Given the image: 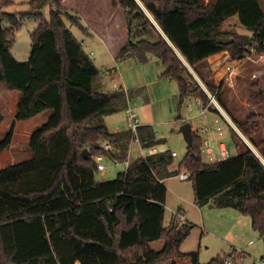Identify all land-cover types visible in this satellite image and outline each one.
Returning a JSON list of instances; mask_svg holds the SVG:
<instances>
[{
  "label": "trees",
  "instance_id": "1",
  "mask_svg": "<svg viewBox=\"0 0 264 264\" xmlns=\"http://www.w3.org/2000/svg\"><path fill=\"white\" fill-rule=\"evenodd\" d=\"M37 2L39 9L45 2L54 8L50 20L40 11L30 14L41 20L31 33L27 61H18L11 52L20 21L3 12L0 2V95L18 91L19 121L51 111L30 136L33 156L0 169V264H178L177 259L185 256L199 264L197 252L181 250L194 224L183 221L179 210L164 225L166 180L183 170L193 183L198 206L212 201L249 214L254 229L264 237V137L260 135L264 114L234 120L257 152L231 128L236 155L205 163L204 141L193 131V149L176 169L173 152L166 150L138 158L112 180H98L96 155L112 154L120 161L128 156L131 131L111 132L105 121L108 114L126 110L127 93L100 91L99 68L63 19L66 15L87 33L80 16L59 0ZM118 3L126 11L129 39L117 60L137 57L147 62L149 55L158 57L163 76L178 82L182 101L195 96L221 116L194 72L227 110L222 85L204 76L207 60L223 51H229L233 60L251 51L264 53L261 0ZM234 15L252 34H235L231 43H222L220 38L226 35L222 25ZM6 18L11 27L3 25ZM3 121L0 112V125ZM138 136L144 148L163 141L151 125H141ZM12 139L13 129L0 141V154ZM103 142L115 151H107ZM84 149L89 150L88 157L83 156ZM160 240L163 248L155 250L152 243ZM225 259L213 258L208 264H224Z\"/></svg>",
  "mask_w": 264,
  "mask_h": 264
},
{
  "label": "rangeland",
  "instance_id": "2",
  "mask_svg": "<svg viewBox=\"0 0 264 264\" xmlns=\"http://www.w3.org/2000/svg\"><path fill=\"white\" fill-rule=\"evenodd\" d=\"M38 0H0L1 10L5 13L15 15L20 21V25L15 30V41L11 46V52L18 61H27L30 57L32 38L31 33L38 26L41 18L30 16L31 13L41 12L47 20L51 18V11L54 8L49 2H45L39 9ZM62 5L67 7L70 13L77 14L76 10L82 11L87 16L91 27L98 30L102 37H112L120 44L124 38V29L121 27L122 21L117 18L116 22L99 23L96 18L103 20L106 18L105 0H59ZM209 1V0H206ZM264 7V0H261ZM75 7L76 10L71 8ZM103 7V9H102ZM96 18H95V17ZM65 24L73 32L75 37L82 43L84 50L91 56L94 63L98 66L100 79L103 80L104 88H111V81L106 77L108 69H116L119 60L109 61L107 53L104 52L103 45L92 40L88 34L76 23L72 22L66 15L63 16ZM107 19V18H106ZM125 21V20H124ZM83 26L88 27V21L81 19ZM3 25L11 27L13 24L8 18L4 19ZM95 25V26H94ZM223 36L233 39L235 34L251 35L252 31L243 25L238 15L227 19L222 25ZM99 39V38H98ZM95 54H91V52ZM158 59V58H154ZM205 77L208 81L221 86L222 98L227 106L224 109L214 97L217 104L222 108L221 115L207 109L202 113V108L198 106L195 96H188L181 100L178 82L160 73V83L152 86H144L145 99L143 95L136 96V102L132 103L140 123L151 125L158 139L163 141L153 148H143V156L151 152L170 150L176 152L175 158L177 168L189 151L188 143L180 128L185 123L192 125L193 131L202 140H206L209 135H221L228 150H234L231 128L237 130L234 120L243 121L251 113L264 114V53L251 51V53L240 60H233L229 51L219 53L218 57L207 62ZM150 73L155 72V67L150 66ZM137 72L133 70L132 73ZM201 81L207 93L212 95L205 87L199 75L194 74ZM111 90V89H110ZM19 93L16 90L3 91L0 95V112L4 116V121L0 125V141L6 138L7 134L13 129V139L10 146L0 154V169L6 168L10 164L27 160L33 156L30 148L31 134L41 127L49 118L51 111H47L34 119L19 121L16 119L17 103ZM214 96V95H212ZM212 101L211 107H217ZM228 116V117H227ZM126 110L118 111L106 117V124L110 131H116L118 126L124 129L127 122ZM216 119L219 122H216ZM264 137V119L261 120ZM221 127V130L218 129ZM127 128V126H126ZM207 128V131L204 130ZM239 130V129H238ZM237 133L243 142L256 151L252 142L244 135ZM238 140V138H237ZM155 149V150H154ZM203 149V148H202ZM131 157H126L130 162L142 157L138 146L132 149ZM257 152V151H256ZM202 158L205 163H214L208 154L202 150ZM120 160V159H119ZM103 163L106 171H99L96 175L98 180L107 181L117 177L118 173L124 171L126 167L116 164L112 159L105 158ZM168 186V198L166 201V214L164 225L167 226L173 217V209L176 208L180 199L175 192L187 190L191 187L192 181H181L177 176L171 177L166 181ZM201 211L194 207H188V214L191 216L193 228L189 236L181 246L185 253L197 252L199 264H208L213 258H225L229 254H235L238 262L243 264H264V237L254 229L252 217L234 208L220 207L215 202H210L202 207ZM204 210V211H203ZM164 241L160 240L153 244L155 250L163 248ZM239 255V256H238ZM178 264H194L193 257L185 256L177 259ZM162 264H172L164 262Z\"/></svg>",
  "mask_w": 264,
  "mask_h": 264
},
{
  "label": "crops",
  "instance_id": "3",
  "mask_svg": "<svg viewBox=\"0 0 264 264\" xmlns=\"http://www.w3.org/2000/svg\"><path fill=\"white\" fill-rule=\"evenodd\" d=\"M116 1H117L116 6H114L110 0L104 1L105 4H107L105 7L107 10V13H106L107 19L103 17V20H101L99 17L98 18H96L95 16L94 17L99 21V23L106 21L109 24H111L112 22H116L118 17H119V19L122 20L120 22V25L124 29V38L120 44H118V42L115 41L112 37H106V38L102 37L100 35L101 33L98 30L91 27V24H90L87 16H85L82 11L76 10L75 7L71 8L72 10H74V9L76 10L77 14H75V15L80 16V18L83 21H86V22L88 21V23H89L88 27L91 29V31L87 32L86 34H88L92 40H96L97 43H100L103 45L104 52L107 53V58L110 59L109 61H112V62H114V61L117 62V56H118L119 52L126 45V43L128 42V39H129L128 29H127V24H126V11H125V9H123L119 5V3H118L119 0H116ZM102 9H103V7H102ZM91 54L93 55L95 53L92 51ZM218 56H219V54H216V55L209 57L207 62H209L210 60H212L213 58L218 57ZM155 57L156 56L149 55V59L147 60V62H142L137 57H130V58H127L123 61H119L120 63L118 65V68L108 69V71L106 73V75H107L106 77L112 83L110 86L111 88H107V89L104 88L103 80L100 79V77H98L97 82L100 85V91L101 92H111V91H115L117 89H124L125 92L127 93L128 100L131 101L132 103L136 102V96H138V95L144 96L145 95L144 86H152L154 84L160 83V80H161L160 73H163L164 67H163L162 61L158 57H156L158 59H154ZM150 66L155 67V69H156L155 72L150 73V69L148 68ZM133 70H136L137 72L132 73ZM194 74H195V72H194ZM18 99H19V96H18ZM145 99H150V98L145 97ZM43 113H45V112H43ZM43 113H41V114H43ZM114 113H117V112H113V113L108 114V115H112ZM41 114L34 116L33 118H31V120L38 117ZM106 117H105V121H106ZM141 125H143V123H141ZM120 127L121 126H118V129L115 132L126 130V126L124 127V129H120ZM111 132H114V131H111ZM221 137H223V135H213V134L209 135L207 137V139H210L212 141V143L214 144L215 151H217V152L220 149V143L224 142L223 140H221L222 139ZM134 146H138L140 148V146L137 143H133V144L130 143L129 149H128V157L129 158L131 157V153H132L131 149ZM111 150L115 151V148L113 145H112ZM151 153H154V152H151ZM109 155L110 156H108V158L112 159L114 162L120 161V160L114 158L112 154H109ZM142 156H143V154H142ZM176 157H178V155ZM105 158H107V157H105ZM130 163H131V160H130ZM174 165H175V163H174ZM175 194L180 199V202L177 204L176 208L173 209L172 213L180 210L181 214L184 217V220L187 222L193 221V220H191L192 218H191L190 214H188V207L197 208L203 214L200 206H198L196 204V201H195V192H194V188H193V183H192L191 187H187L186 191L181 189L180 191L175 192ZM167 198H168V196H167ZM227 208H231V207H227ZM156 242H158V241H156ZM154 243L155 242L152 243V246Z\"/></svg>",
  "mask_w": 264,
  "mask_h": 264
},
{
  "label": "built area",
  "instance_id": "4",
  "mask_svg": "<svg viewBox=\"0 0 264 264\" xmlns=\"http://www.w3.org/2000/svg\"><path fill=\"white\" fill-rule=\"evenodd\" d=\"M211 100L215 101L214 96L210 95ZM197 103L198 106H200L202 108V113H205L206 110L208 109V106H205L202 102V100H200L199 98H197ZM215 104L217 105V108L222 110V108L217 104V102L215 101ZM126 113H127V122H126V126L128 130L131 131L132 133V137H131V144L133 143H137L140 146V150L141 153L143 154V146L140 142L139 136H138V130L139 127L141 126V123L139 121L138 115L135 111V109L132 106V102L128 100V105L126 108ZM228 117V116H227ZM216 122H219V120L216 119ZM219 130H221V127H218ZM205 131H207V128H204ZM238 130V128H237ZM239 131V130H238ZM222 135V132L220 133ZM102 145L105 147V149L107 151H111L112 149V144L108 143V142H103ZM203 150L208 154L209 159L210 160H214V161H220L229 157H233L236 155V149L234 150H228L225 142H221L220 143V149L219 151H215L214 148V144L212 143V141L210 139H206L204 141V147ZM173 156L176 157L177 153L173 152ZM105 159V156L102 154H98L95 156V160L97 162L98 165V169L101 172L106 171V166L103 163ZM116 164H122L124 165L126 168L129 166L130 162L128 160L125 161H115ZM177 177L181 180V181H187L189 180V174L187 171L183 170L181 171ZM174 214H177V212H174ZM182 220L184 221V217L183 215H181ZM238 259L236 258V256L234 254H229L226 256L225 262L224 264H243L241 262L237 261Z\"/></svg>",
  "mask_w": 264,
  "mask_h": 264
},
{
  "label": "water",
  "instance_id": "5",
  "mask_svg": "<svg viewBox=\"0 0 264 264\" xmlns=\"http://www.w3.org/2000/svg\"><path fill=\"white\" fill-rule=\"evenodd\" d=\"M220 42L222 43H231L232 39H227L224 37L220 38ZM180 132L184 135V138L186 140V142L188 143L189 148L192 150L193 149V129H192V125L190 123H185L181 126L180 128ZM82 154L84 157H88L89 156V150L88 149H84L82 151Z\"/></svg>",
  "mask_w": 264,
  "mask_h": 264
}]
</instances>
